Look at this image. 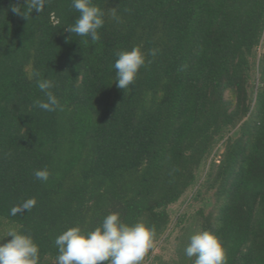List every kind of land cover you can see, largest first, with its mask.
Instances as JSON below:
<instances>
[{
    "label": "trees",
    "instance_id": "obj_1",
    "mask_svg": "<svg viewBox=\"0 0 264 264\" xmlns=\"http://www.w3.org/2000/svg\"><path fill=\"white\" fill-rule=\"evenodd\" d=\"M93 3L105 14L99 41L67 30L72 0L27 18L13 11L27 0H0V234L5 223L31 236L38 264H57L64 231H92L114 212L155 226L157 241L169 206L196 186L212 208L172 264H194L184 249L205 230L227 264H264V0ZM136 46L151 63L120 89L116 54ZM34 71L55 82L62 110L34 107L47 99ZM45 168L49 180H37ZM30 198L31 211L10 215Z\"/></svg>",
    "mask_w": 264,
    "mask_h": 264
},
{
    "label": "clouds",
    "instance_id": "obj_2",
    "mask_svg": "<svg viewBox=\"0 0 264 264\" xmlns=\"http://www.w3.org/2000/svg\"><path fill=\"white\" fill-rule=\"evenodd\" d=\"M50 0H27V12L13 7V11L27 18L34 10L42 12L45 4ZM72 7L79 12L75 23L68 27V31L76 36L89 37L92 41H99V29L104 26V11L93 0H72ZM113 19L119 20L113 10ZM156 49L149 51L155 57ZM116 86L127 89L137 79L141 67H146L145 53L140 46L131 50L117 52ZM39 71H34L30 79L35 78L37 87L47 97L46 101H34V107L48 112L62 110L58 97L51 89L56 84L51 79L40 78ZM34 176L37 180L47 182L50 172L47 168L36 170ZM35 198L24 201L21 205L14 206L10 215L31 211L36 205ZM11 239L0 243V264H38L39 246L31 236L10 230ZM156 238L155 226L144 223L128 224L121 219L118 212L107 215L101 225L92 231L84 232L80 227H72L60 234L55 244L59 255L57 264H142L149 251L154 247ZM184 253L188 258L195 257L194 264H227L226 249L220 238L210 231H200L190 237Z\"/></svg>",
    "mask_w": 264,
    "mask_h": 264
},
{
    "label": "rangeland",
    "instance_id": "obj_3",
    "mask_svg": "<svg viewBox=\"0 0 264 264\" xmlns=\"http://www.w3.org/2000/svg\"><path fill=\"white\" fill-rule=\"evenodd\" d=\"M220 147V146H219ZM223 151L220 149L219 154ZM220 156H216L219 158ZM205 170L203 167L199 171L200 182L204 178ZM197 187L189 189L180 200L169 206V214L171 222L165 234L154 242V247L149 251L142 264H172L179 258L178 248L181 246L184 233L188 230V226L193 224L197 227L198 211L203 208L205 213H208L212 208L213 198L209 200H195L194 194ZM209 198V196H207ZM196 216V217H195ZM184 221H180L181 219ZM200 218V217H199ZM2 234H0V243H6L10 237L8 232L12 230L10 225L3 223ZM3 237V238H2Z\"/></svg>",
    "mask_w": 264,
    "mask_h": 264
}]
</instances>
